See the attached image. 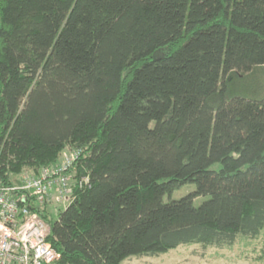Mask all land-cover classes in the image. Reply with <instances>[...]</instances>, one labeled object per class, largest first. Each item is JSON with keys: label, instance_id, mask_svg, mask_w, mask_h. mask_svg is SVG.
I'll return each mask as SVG.
<instances>
[{"label": "trees", "instance_id": "1", "mask_svg": "<svg viewBox=\"0 0 264 264\" xmlns=\"http://www.w3.org/2000/svg\"><path fill=\"white\" fill-rule=\"evenodd\" d=\"M260 73L264 0H0V182L82 151L88 187L44 215L64 264L258 239Z\"/></svg>", "mask_w": 264, "mask_h": 264}, {"label": "built area", "instance_id": "2", "mask_svg": "<svg viewBox=\"0 0 264 264\" xmlns=\"http://www.w3.org/2000/svg\"><path fill=\"white\" fill-rule=\"evenodd\" d=\"M81 155L71 147L38 174L25 171L12 183L0 182V264H64L44 215L56 218L76 199V186L88 187L87 177H75Z\"/></svg>", "mask_w": 264, "mask_h": 264}, {"label": "rangeland", "instance_id": "3", "mask_svg": "<svg viewBox=\"0 0 264 264\" xmlns=\"http://www.w3.org/2000/svg\"><path fill=\"white\" fill-rule=\"evenodd\" d=\"M259 89L260 98L264 97V77L260 73L252 79L242 95H252L253 90ZM258 94V95H259ZM71 148L68 147L67 150ZM195 184H187L164 198L166 203L180 200L196 191ZM210 199L209 196L198 198L195 206L200 207ZM65 209H62L64 211ZM123 264H264V234L258 239L238 238L232 247L219 249L204 248L202 245H182L168 253L155 257H132Z\"/></svg>", "mask_w": 264, "mask_h": 264}]
</instances>
